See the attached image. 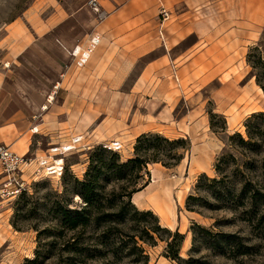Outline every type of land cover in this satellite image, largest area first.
<instances>
[{"label": "rangeland", "instance_id": "1", "mask_svg": "<svg viewBox=\"0 0 264 264\" xmlns=\"http://www.w3.org/2000/svg\"><path fill=\"white\" fill-rule=\"evenodd\" d=\"M104 1L100 0L105 7ZM222 1L218 10L202 13L207 25L223 20L227 3ZM136 2L133 8L128 0H115L110 9L101 6L106 16L100 18L89 0H0V138L8 141L0 143L22 154L30 141L32 149L25 154L34 158L31 166L23 167L26 190L16 196L0 194V264H28V260H35L32 264H144L131 253L132 236L158 224L183 234L172 250L182 260L167 256L171 239L167 231L159 230L152 232L156 245L135 236L149 256L148 264H264V111L239 121L232 116L230 128L231 119L218 112L212 97L227 83L244 92L232 97L235 113L238 109L245 113L264 100L254 76L262 70L254 71L248 62L253 47L264 50V32L259 44L236 50L238 61L229 64L222 79L199 89L190 75L192 69L182 70L180 57L195 37L179 42L180 8L164 0ZM162 7L170 9L169 20H164ZM249 18L256 21L264 16ZM19 39L28 41L23 50L18 48ZM75 49L87 59L85 65L78 64ZM201 67L205 71L207 66ZM197 106L202 108L194 118L190 113ZM199 119L208 120L210 136L195 144L208 153L204 163L195 158L200 165L195 167V161L191 164L194 143L183 133ZM143 133L188 139L189 149L174 168L148 163L131 186L115 179L99 160L113 161L114 154L122 162L133 158ZM19 136L26 139L19 142ZM17 144L22 151L13 147ZM42 157L50 163L52 158H63L57 160L60 168L64 162L63 174L34 173ZM81 159L86 169L77 177L71 165ZM96 167H103L98 179L100 205L85 210L90 218L87 226L69 229L63 212L87 205L76 193V181H83ZM199 169L206 171L194 174ZM147 185L150 209L141 208L148 206L142 194L137 195L140 204L133 202L134 193L123 199L116 195L124 186L140 192ZM190 195L195 200L189 208ZM156 203L168 215L175 214L177 228ZM121 206L126 219L110 216ZM136 210H150L153 215L130 220Z\"/></svg>", "mask_w": 264, "mask_h": 264}, {"label": "crops", "instance_id": "2", "mask_svg": "<svg viewBox=\"0 0 264 264\" xmlns=\"http://www.w3.org/2000/svg\"><path fill=\"white\" fill-rule=\"evenodd\" d=\"M98 1L104 9H110L115 6V0L104 1L106 8L102 5L100 0ZM164 1L166 4L180 8L177 14L180 21L179 30L181 32L179 42H184L189 37H195L192 46H189L188 49L183 53V55L180 57V61H183L182 63L185 65L184 67H182V70L192 69L193 73H191L190 75L193 76V81L199 83V89H204L210 82H212L216 78L222 79V75L226 73L230 68L229 64L238 61L236 50L243 52L246 46H254L259 44L258 41L264 32V19H257L256 21L249 20L250 15L264 16V0H223V5L227 3V6L225 8L226 11L221 12V18L223 20L219 21V23H216L215 25H213L211 21L208 23L209 25H207L205 21L201 19V15L202 13L206 14L207 12H210L212 8H217L218 10L217 5L221 0H214L213 2L212 0ZM250 1H253V3H250ZM136 4V0H128L129 8L135 7ZM27 42L28 41L26 40L19 39L17 41V44L19 46L18 48L23 50V48H26L25 46ZM202 44L206 45L207 50L203 51L201 49ZM77 50H79V48H77ZM210 52L212 53V55L208 56L207 53ZM197 64H200V67H197ZM202 65L207 66L205 71L202 70ZM208 67L210 68L208 69ZM146 73L147 69L140 76V80L144 78ZM1 89L2 83H0V91ZM243 93L244 92L236 90L234 86L227 83L221 84V86L212 93V97L216 100L218 112L225 115L228 120L231 119V121H228V126L230 128L231 126H233L234 122L233 118H231L232 116H235V118L239 121V119L243 116L247 117L250 114L264 111V100L261 99L257 106H255V108L253 107L245 113H242V111H239L238 109L237 113H235V110L232 108V97L236 94L243 95ZM200 108L202 107L197 106L190 114H193L195 118V113H197V110ZM25 109V107L20 108L18 111H20L19 113H21V111ZM59 114L62 115V111H59ZM207 121L208 120L199 119L194 123L190 122L187 131L185 130L183 133L185 137H189L194 143V155L191 158V164L193 163L195 158H199L200 160H202V163H204L203 161L208 158V153H206L207 151H205L204 153V151L197 148V146L195 145L197 142L202 140L203 136H205V138L210 136V129L207 126ZM203 128L204 130H201ZM25 139V136L18 137L19 142ZM0 142L8 141H5V139L1 137ZM13 147H15L19 151H22L23 149V146L21 144L14 145ZM31 149V142L26 141V148L22 152V154L27 153ZM36 150L40 151L39 148H36ZM71 167L77 177H80V175H82L86 169L85 163H83L82 159L73 163ZM205 171L206 169H199L194 174ZM148 188L149 185H147L146 188H144L140 192H136L133 194V202L137 195L142 194L141 198H143L144 202L148 204V206L141 208H152L150 201L147 200ZM177 226V221H173V228H177Z\"/></svg>", "mask_w": 264, "mask_h": 264}, {"label": "trees", "instance_id": "3", "mask_svg": "<svg viewBox=\"0 0 264 264\" xmlns=\"http://www.w3.org/2000/svg\"><path fill=\"white\" fill-rule=\"evenodd\" d=\"M260 45L253 47L254 49L250 54H248V62L250 63L252 69L255 71L258 67L261 68V73H255L254 76L256 78V82L260 85L264 91V52L263 48L259 49ZM254 52V53H253ZM251 57L256 58L254 61L251 60ZM255 114V113H253ZM189 149V141L188 139L178 138V139H170L166 136H163L158 133H143L141 134L136 141L134 147V157L128 159L125 162H122L118 156V154H114L116 159L113 161H105L99 160L103 162L104 166L111 171V174L115 179L126 180L131 184V186H135L138 180L142 176V171L147 167L148 163H162L164 166L168 168H174L178 166L182 160L185 158V151ZM94 163V159L92 158V164ZM103 167L95 168V170H89L86 173V178L81 181L77 179V184L79 186V191L76 193L82 197L86 208L83 210H72L66 209L63 212L62 218L63 222L69 227V229H76L80 226H87L89 223V217L85 214V210L88 208H93L95 205L99 204V193H100V185H99V177L102 174ZM216 182V179H213ZM129 186L121 187V191L116 195L120 198H131L133 193H136L138 189H133L132 191L128 190ZM195 200V197L190 195L188 197L187 205L190 208L191 201ZM194 210V209H190ZM114 214L119 217L125 218V209L121 206L118 211L114 213H110V216ZM152 216L153 213L150 210L140 211L136 210L134 214L128 217L130 220L138 221L139 216L143 218L145 216ZM159 230H164L169 233L168 238L171 241L168 243L167 256L172 257L176 260H182L179 256L177 250L172 251L175 246H179L182 239L184 238L183 234H181L178 230L174 233L166 228L161 227V225H156V227H150L149 229L144 228L142 233L133 234L134 245L132 247L131 253L140 256L141 259H137L138 261H143L144 264H148L149 256L145 255V250L138 245L137 239L135 236L139 237L144 242H148L152 245H156V239L152 232H157ZM131 237V238H132ZM135 251V252H134ZM35 260H28V264L34 263Z\"/></svg>", "mask_w": 264, "mask_h": 264}, {"label": "built area", "instance_id": "4", "mask_svg": "<svg viewBox=\"0 0 264 264\" xmlns=\"http://www.w3.org/2000/svg\"><path fill=\"white\" fill-rule=\"evenodd\" d=\"M89 5L93 8L94 11L98 13L100 18L106 16V12L101 10V5L98 0H89ZM161 14L163 15L164 20H169L171 18V11L166 7H162ZM100 38L96 45L99 44ZM73 55L78 58L79 65H85L87 59L83 60V54L76 53V49ZM116 149H121L117 147ZM48 156L47 158H49ZM42 161L39 162L40 168H36L34 173H39L40 171H50V174L62 175L64 171V162L61 163L62 168H55L57 165V160H63V158H52L53 162L45 158H41ZM34 162V158L27 156L26 154H20L12 150L8 145L0 143V194L2 196H16L23 193L26 190V180L24 179V166H31ZM41 166H44V169L41 170ZM56 171V172H55Z\"/></svg>", "mask_w": 264, "mask_h": 264}, {"label": "bare ground", "instance_id": "5", "mask_svg": "<svg viewBox=\"0 0 264 264\" xmlns=\"http://www.w3.org/2000/svg\"><path fill=\"white\" fill-rule=\"evenodd\" d=\"M260 90L262 91V89L260 88ZM263 92V91H262ZM236 118H234V120H235ZM195 161V160H194ZM194 164H195V167L196 166H200L199 165V162L196 160L195 162H194ZM55 168H57V169H61L60 168V164H58L57 163V165H56V167ZM56 172V171H55ZM136 201V202H135ZM135 203H139L140 204V201H141V199L139 198V196H137V198L135 199ZM156 207H157V209L162 213V215H163V217H169V216H171V218L173 219V221H174V219H175V214L172 212V214L170 213V215H168V212H166V210H164V208H162L159 204H157L156 203Z\"/></svg>", "mask_w": 264, "mask_h": 264}]
</instances>
